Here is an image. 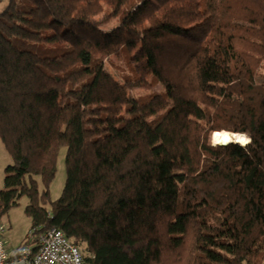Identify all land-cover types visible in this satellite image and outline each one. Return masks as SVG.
<instances>
[{
	"label": "trees",
	"instance_id": "trees-1",
	"mask_svg": "<svg viewBox=\"0 0 264 264\" xmlns=\"http://www.w3.org/2000/svg\"><path fill=\"white\" fill-rule=\"evenodd\" d=\"M0 139V220L83 264H264V0H0Z\"/></svg>",
	"mask_w": 264,
	"mask_h": 264
},
{
	"label": "built area",
	"instance_id": "built-area-1",
	"mask_svg": "<svg viewBox=\"0 0 264 264\" xmlns=\"http://www.w3.org/2000/svg\"><path fill=\"white\" fill-rule=\"evenodd\" d=\"M7 225L0 220V264H83L81 249L58 228L29 230L14 252L6 246Z\"/></svg>",
	"mask_w": 264,
	"mask_h": 264
},
{
	"label": "rangeland",
	"instance_id": "rangeland-1",
	"mask_svg": "<svg viewBox=\"0 0 264 264\" xmlns=\"http://www.w3.org/2000/svg\"><path fill=\"white\" fill-rule=\"evenodd\" d=\"M116 21H113L109 27L115 25ZM110 60V61H109ZM105 68L106 70L113 75L118 81L122 82L120 69L126 71L127 66L125 61L122 58H111L105 59ZM114 64L118 67H115ZM120 68V69H119ZM162 86L158 84L153 88V90L160 91ZM149 93L146 89H135L130 90L129 94L133 97H137L139 95H144ZM248 135V134H247ZM65 156H66V147H62L59 151L58 161H57V173L52 183L50 184V194L53 200L60 197L62 190L64 188L65 179H66V165H65ZM12 163V157L7 152L4 143L0 139V188L4 187V176H5V168L8 164ZM39 187L43 188V183L41 177H38ZM29 203V199L27 196L21 198L20 203L11 208L6 216L9 214L8 220L12 224L11 232L15 237H19L24 231H28L31 226V220L25 213V207ZM7 219L6 217L4 218ZM225 237H231L229 232L221 234Z\"/></svg>",
	"mask_w": 264,
	"mask_h": 264
},
{
	"label": "crops",
	"instance_id": "crops-1",
	"mask_svg": "<svg viewBox=\"0 0 264 264\" xmlns=\"http://www.w3.org/2000/svg\"><path fill=\"white\" fill-rule=\"evenodd\" d=\"M5 217L7 218L6 220L4 219ZM8 217H9V214L7 216L6 215L3 216L1 218V221H3L7 225V233L5 236L6 246L10 252H14L20 245L23 244L28 231L25 230L24 233L21 234L19 237H15L11 232L12 224L10 222V219L8 220Z\"/></svg>",
	"mask_w": 264,
	"mask_h": 264
},
{
	"label": "bare ground",
	"instance_id": "bare-ground-1",
	"mask_svg": "<svg viewBox=\"0 0 264 264\" xmlns=\"http://www.w3.org/2000/svg\"><path fill=\"white\" fill-rule=\"evenodd\" d=\"M242 134V133H240ZM240 134H234L232 132L229 131H221L220 133H216L215 135V140L216 142H223L225 136L228 137V140H235V141H239L241 139ZM249 137V135H247ZM247 138V137H244Z\"/></svg>",
	"mask_w": 264,
	"mask_h": 264
},
{
	"label": "clouds",
	"instance_id": "clouds-1",
	"mask_svg": "<svg viewBox=\"0 0 264 264\" xmlns=\"http://www.w3.org/2000/svg\"><path fill=\"white\" fill-rule=\"evenodd\" d=\"M240 137H241V139L239 140L240 147L246 148V146L251 143V138L248 137L246 133L240 134ZM244 137H247V138H244ZM228 143H229L228 137L225 136L223 144L225 146H227ZM213 146H215V145H213Z\"/></svg>",
	"mask_w": 264,
	"mask_h": 264
},
{
	"label": "water",
	"instance_id": "water-1",
	"mask_svg": "<svg viewBox=\"0 0 264 264\" xmlns=\"http://www.w3.org/2000/svg\"><path fill=\"white\" fill-rule=\"evenodd\" d=\"M221 131H216V132H214L213 133V135H212V143L213 144H223V142H216V141H214L215 140V135H216V133H220ZM233 133V132H232ZM234 134H240V133H233V135ZM250 137V136H249ZM231 142H236V143H239V141H235V140H229V143H231Z\"/></svg>",
	"mask_w": 264,
	"mask_h": 264
}]
</instances>
